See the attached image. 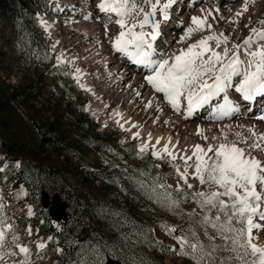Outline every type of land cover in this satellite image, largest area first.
Listing matches in <instances>:
<instances>
[{
  "label": "snow or ice",
  "instance_id": "6c2138e0",
  "mask_svg": "<svg viewBox=\"0 0 264 264\" xmlns=\"http://www.w3.org/2000/svg\"><path fill=\"white\" fill-rule=\"evenodd\" d=\"M175 3L176 0L164 3L161 0H100L96 7L100 13L116 17L114 23L119 31L110 41L112 49L127 57L133 65L146 70L144 82L155 93L162 94L177 114H181L182 100L186 101L182 113L186 119L221 94H224L222 103L214 106L210 115L219 120L238 113L240 109L226 94L229 88L246 102L264 98V19L258 22L259 27H251L249 35L241 42H233L229 47L231 37L213 31L212 24L208 22L209 17L215 21L216 16L201 9L203 15L192 16L190 25L176 42L183 44L197 32L207 31L210 34L179 49L178 53L158 52L156 41L160 35V23L156 20L157 12L167 21L170 19L169 9ZM251 3L255 0H244L243 8L236 16L247 12ZM219 11L217 7L215 12ZM84 18L89 19L88 16ZM231 23L238 24V21L232 20ZM104 30L107 35V23ZM221 46L223 51H219ZM52 47L55 48V45ZM241 54L246 59H241ZM56 59L57 66L65 63L62 56ZM75 73L74 78L79 82L80 69H75ZM63 74L71 75L67 72ZM237 78L239 82L234 83ZM78 86L83 87L79 83ZM147 106L151 107V102ZM254 118L264 121V114ZM132 127L140 126L133 124ZM247 132V136L238 132L236 140H229L228 133L222 131L217 144H208L206 148L195 144L191 155H188V149L177 151L179 142L172 144L171 138L163 148L158 149V138L156 144L151 145L150 155L172 169L169 175L176 177L175 187L168 184L167 176L160 175L158 171L153 175L137 169L124 177L141 196L184 220V224L179 226L160 222V229L178 246H164L153 239L152 244H160L161 252L174 253L177 257L188 259L191 264H264V245L258 243L257 234L264 231V161L253 155L254 152L264 153V133H258L255 127L247 129ZM197 135L207 142L208 137L202 135L199 127ZM139 137V132L133 134V139ZM150 144L151 134L138 146L137 156L143 159L149 155ZM152 167L159 169L160 165ZM3 171L4 168L0 167V172ZM190 176L198 181L202 191H192ZM113 182L119 183L118 180ZM121 189L126 191L122 185ZM189 201L195 203L200 211L194 208L185 212L181 205ZM2 210L3 205L0 204V212ZM28 215H33L31 207ZM9 232H12L10 242ZM27 233L32 234L31 227L27 228ZM6 247L9 250L5 251ZM12 247L18 249V253L11 250ZM46 247L45 243L37 245L41 250ZM57 252L61 253L62 249L57 248ZM18 254L21 258L13 259L12 264H32L31 250L20 243L13 225L0 216V261L6 256L16 257ZM81 264H100V261L94 259ZM130 264H137L134 257L130 258Z\"/></svg>",
  "mask_w": 264,
  "mask_h": 264
},
{
  "label": "rangeland",
  "instance_id": "374dc122",
  "mask_svg": "<svg viewBox=\"0 0 264 264\" xmlns=\"http://www.w3.org/2000/svg\"><path fill=\"white\" fill-rule=\"evenodd\" d=\"M161 2L164 3L166 0H161ZM11 3L12 5H15V1H12ZM35 3L40 8V12L35 15V17H37V29L38 31L40 29L39 32H41V37L48 46V51L42 55L40 61L38 60L40 64V66H38L37 61L34 58L31 60V56L24 54L23 52L26 44L23 42L21 35L18 34L20 24L18 18L15 16V12L11 10L6 19L0 17V86L2 88L3 73L8 74L9 82L15 83L18 76L28 77L31 76V73L37 71V73L43 75L45 93L51 95L55 93L54 85L52 86L54 79L56 78L54 73H58L62 76H64L63 73L65 72L70 73V83L75 86L77 92H79L81 96L86 98L85 110H87L88 117L98 122L99 129L107 127L108 130H110L107 134L109 139L112 140V135L116 132L118 135L116 145L118 146L124 145L128 140H134L137 147L143 144L140 137L138 139H133V136L131 137L129 128H121L120 121L128 114L130 118L132 117L133 122L140 126L135 129V131L146 129L155 135H164L167 132H171L170 134L173 136L178 133L179 141H183V147L181 146L182 143L180 144L181 150L186 147L188 149V155H191L192 146L195 144H201L205 148L208 144H217L222 131L228 133L229 140H236V133L238 132L247 136L249 134L247 129L252 127H255V130L258 133H264V121L261 123V121L259 122V120L254 118L256 115L264 114V100L262 101L263 103L261 104V107L251 113L249 111L250 105L242 104L239 94H237L232 88H229L230 96L231 98H237L240 111L234 113L233 116L221 119L219 122L216 119L211 121V118L208 117H211L210 111L212 110V103L217 104L218 99H221L223 94H221V97L216 101L213 100L211 104L198 110V114L201 112L202 115L198 116L194 114V116L186 119L182 114L184 112L186 101L182 100L183 110L181 109V114H177L168 106V104L162 103L164 99L163 95L155 93L154 90L148 86H145V88L141 90L142 86L139 88L138 86L140 83H138V86H132L129 88L128 80H120V74L113 72L111 69L112 66L118 64L116 58H121L118 54L114 53L110 43V41L117 35L119 29L114 23H110L112 15H108L106 19H101V15H99L100 12L96 7V5L100 3V0H35ZM243 5L244 0H176V3L169 9L170 19L164 21L163 24V18L160 13L157 12L156 20L159 21L161 25L160 35L156 41L157 51L163 50V52L168 54L173 52L178 53L179 49L186 48L188 44L196 42L205 35H209L210 33L207 31L197 32L190 40H187L183 44L176 42L184 33L185 28L190 25V18L192 16L203 15L201 9L211 11L213 15L216 16L215 21L209 17L208 22L212 24L213 31L217 33L223 32L225 35L231 37L228 45L229 47H231L233 42H241L249 35L250 28L259 27L258 22L264 19V0H255V3L249 5L247 12H244L242 16L237 17L236 13L241 11ZM217 7L220 10L219 13L215 12ZM146 10L149 9L146 7ZM85 16H89V19H85ZM71 19L76 22H70ZM232 20H237L238 24L231 23ZM249 20L251 21V24H249ZM41 21L44 23H41ZM96 22H101L102 27H100V32L95 35V32H98V30L93 31V29L98 26ZM106 23L109 26L108 29L111 26H114V29L108 30V37L103 34L105 38H99L103 31L105 33L104 25ZM245 25L249 26L245 27ZM53 45H55V48L52 47ZM212 46L215 47L214 42H212ZM219 51H223V46H221ZM3 52L5 58L4 61ZM58 56H62L65 61V63L60 64L59 66H57L56 59ZM104 57H111L113 59L110 61V58H108L109 61L106 63ZM241 59H246V57L241 54ZM50 63H53L56 68L52 70L54 72L51 74L44 75L45 70L43 69H50ZM77 68L80 69L79 82L74 78L76 75L75 69ZM60 80H63V78ZM238 82V78L234 80V83ZM78 83L83 85V87L78 86ZM140 90L143 92V96L137 97L136 93H139ZM51 97H53V95ZM149 102H151V107L147 106ZM120 108L124 113L119 116L114 115V111ZM157 109H160V111H157ZM232 117L235 119H233L231 124L225 123V121ZM3 121L2 110L0 111V138L7 135V129L4 128ZM117 121H119V123H117ZM165 121H167V123H165ZM198 127L201 130L202 135L208 137L207 142H205L201 136L197 135ZM28 129V126L22 125L20 131L23 130V133L27 135V140L25 141L27 145L26 147L33 148L34 140L31 134L26 133ZM191 129L192 131L193 129L195 130L191 132ZM187 139L190 140L188 141ZM189 143H191L192 146H190ZM240 146L243 147L244 145ZM149 151L151 152V146H149ZM253 155H256L259 159L264 161V153L254 152ZM98 159L99 156L97 153L90 152L87 157L81 156V163L82 165H91V161L97 162ZM74 163L75 169L72 171L73 173H76L78 171V168L76 167L78 161L76 160ZM127 164H121V167L123 168ZM0 167L4 168V171L0 172V204L3 205V210L0 212V216L13 225V231L19 236L20 243L29 247L31 250L32 264L53 263L57 257L55 256L57 253V247H53L50 250L46 248L43 253H36V250L38 249L37 245L44 243L49 236H37L35 220L32 219V217H35V207L31 203L25 201V196L23 197V195H26V190L23 186L18 185L17 187H14L11 184L12 182L8 181L7 176L10 172V165L1 152ZM169 169L171 168L168 166L167 170ZM189 172H191V169H189ZM69 175L62 176L61 179L49 177L42 185L43 191H46L50 196L58 193L65 201V197L63 194L59 193L58 189L63 185H70L73 187L75 182L68 179L67 176ZM122 178L124 177H121V179ZM176 183L177 180H174L173 178L169 180L170 185ZM189 183L193 185V191L203 190L198 184V181L192 179L191 176L189 177ZM96 184L100 185V182L96 181ZM112 188H116V186H113ZM104 190L107 189L102 188L101 192L105 193ZM120 192L123 193L125 191H121L120 189ZM126 192H129L130 195L131 189L127 188ZM89 195H93V193L91 192ZM104 195L107 197L106 194ZM79 196L82 197V195ZM122 199L124 202H127L131 198L129 196H123ZM82 200V198H75L74 202H70V208L67 207L65 215H69V211L74 209L77 203L83 204ZM29 207L32 209V216L28 215ZM147 207L148 204L146 206L141 203V209L143 210L140 209L139 211V214L144 216V218L141 219L143 222L142 229L145 231L143 235H147V227L153 222L144 212ZM46 212L49 214V209L46 210ZM104 215L102 217L99 216V218L92 216L87 218L89 220L86 221V223L92 228L95 236L102 237L103 234L112 233V230L116 229H114L112 223L113 217H107V219ZM39 222L40 221L38 220V223ZM55 223L56 225L58 224L57 221ZM28 227H31L32 229L31 235H28L27 233ZM153 229L155 231L152 232V234L159 242L165 245L177 246L173 239L167 237L160 230H157L156 228ZM257 234L259 235L258 243L264 245V231ZM11 235L12 232H9V242L11 241ZM124 238L125 237H123L125 244L123 245L124 250L122 253L125 255H131L134 244ZM140 244L143 245V242L141 241ZM112 248L113 246L110 243V249ZM7 250L9 249L6 247L5 251ZM11 250L18 253V249H15L14 247H12ZM116 252L120 253L121 251L116 250ZM119 253H117V255ZM20 258L19 254L16 257L6 256L3 261H0V264H12L13 259ZM107 258L108 257L106 256L94 257V259L100 261V264H104ZM182 260V257H177L174 253L166 255L162 259V261L167 264L180 262Z\"/></svg>",
  "mask_w": 264,
  "mask_h": 264
},
{
  "label": "trees",
  "instance_id": "16d2710c",
  "mask_svg": "<svg viewBox=\"0 0 264 264\" xmlns=\"http://www.w3.org/2000/svg\"><path fill=\"white\" fill-rule=\"evenodd\" d=\"M12 1H15V5H12ZM11 10L19 20L18 34L26 44L24 54L30 55L31 60L34 58L40 66L39 61L42 55L47 53L48 46L41 37L40 29H37L35 13L40 11L39 6L35 0H0L1 18L6 19ZM4 59L3 52V61ZM49 66L50 69H43L44 75L54 72L52 70L56 66L53 63ZM54 74L57 79L55 78L52 84L55 93L51 95L45 93L43 75L37 71L31 73L33 77L18 76L15 83L9 82L8 74L3 73V88L0 86V111L3 110V126L7 129V135L0 138V152L10 165L11 171L7 179L14 186H24L25 200L35 206L38 233L51 234L53 240L50 244L58 245L62 249L58 254L57 263L54 264H81L82 261L94 260L95 256L116 258L119 264H130V258L133 257L137 264H167L162 261L163 257L173 253L161 252L160 244L153 245L151 241L158 240L149 229L156 228L163 232L159 227L160 222L166 221L170 225L179 226L184 224V220L141 196L132 183L121 177L134 173L137 169L153 175L158 171L160 175L167 176L169 184L171 178L177 180L174 175H169L172 169L167 170L166 163L153 159L150 151L143 159L138 157L134 140L127 141L124 145H116L117 133L114 132L112 140L109 139L107 134L110 130L107 127L99 129L98 122L88 117L84 109L86 98L70 83L69 75ZM61 78L63 80H60ZM22 125L29 128L26 133L33 137V148L26 147L27 135L23 130L20 131ZM90 152L98 154V161H91V165H82L81 156L87 157ZM76 160L78 171L73 173ZM15 162L19 167H16ZM124 163L127 165L122 168L121 164ZM155 164H159L160 168L154 169L152 165ZM124 169L128 171L125 172ZM66 175H69L68 179L75 184L73 187L63 185L58 189L59 193L63 194L69 208L70 202H74L75 198H82L83 204L77 203L75 208L69 211V215L58 222L57 227L39 201L43 191L42 185L49 177L61 179ZM115 180L119 183L113 182ZM96 181H99L100 185H97ZM121 185L124 189H131L130 195L126 191L120 192ZM113 186L116 188H112ZM172 186L175 187L176 184ZM102 188L107 189L104 190L105 193L101 192ZM91 192L93 195H89ZM123 196H129L131 199L124 202ZM141 203L146 206L148 204L144 212L153 221L147 227V235H143L145 231L142 229L141 219L144 216L139 214ZM181 207L185 212L194 208L197 212L200 211L191 201ZM103 215L106 218L113 217L111 222L116 229L98 237L86 221L89 220L88 217L99 218ZM39 219L43 222L38 223ZM123 237H127L129 242L134 244L131 255L122 253L125 244ZM141 241L143 245L140 244ZM162 245L170 246L163 243ZM170 264H191V261L183 258L180 262Z\"/></svg>",
  "mask_w": 264,
  "mask_h": 264
},
{
  "label": "bare ground",
  "instance_id": "6f19581e",
  "mask_svg": "<svg viewBox=\"0 0 264 264\" xmlns=\"http://www.w3.org/2000/svg\"><path fill=\"white\" fill-rule=\"evenodd\" d=\"M230 3V2H229ZM99 15H101V19L103 20V19H106L107 17H108V15L107 14H104V13H100ZM169 15H170V13H169ZM89 17V16H88ZM116 19V17L114 16V14L112 15V19L110 20V23H114V20ZM164 21L165 20H162V24L164 23ZM70 22H76L75 20H72L71 19V21ZM96 24L98 25V26H96L94 29H93V31H95V30H98V32H95V35L96 34H98L99 32H100V27H102L101 25H102V23L100 22V23H98V22H96ZM115 24V23H114ZM167 24V23H166ZM111 25V24H110ZM109 27V26H108ZM109 29H114V26H111ZM108 29V30H109ZM160 29H161V25H160ZM93 33V32H92ZM105 35V33H104V31L101 33V36L99 37V38H101V37H104V35ZM118 34V33H117ZM94 35V36H95ZM108 35H109V33H107V35H105L106 37H108ZM105 38V37H104ZM112 48V47H111ZM113 51H114V53L115 54H118V56H120L121 58H116V60L118 61V64H116L115 66H112L111 67V69H112V71L113 72H116V73H118V74H120V80H128L127 82H128V87L130 88V87H132V86H138V83H140V85L138 86L139 88L142 86V89L141 90H143L144 88H145V86H148L145 82H144V80H143V74H144V71H146V70H142L141 69V67L140 66H137V65H133L129 60H128V58L127 57H125L123 54H120V53H117V52H115V50L114 49H112ZM158 52H163V50L161 51V50H158ZM111 56V55H110ZM108 58H110V61L113 59V58H111V57H108ZM107 57H104V59H105V62L107 63L108 61H109V59H108ZM122 59V60H121ZM114 61V60H113ZM121 62H123V63H121ZM143 83V84H142ZM149 88H151L150 86H148ZM138 88V89H139ZM152 89V88H151ZM140 90V92H139V94L140 95H137V97H141V96H143V92ZM227 95H228V97H229V99L233 102V104L235 105V106H237L238 108H239V104L237 103V98H231V96H230V91H229V89L227 90V93H226ZM162 95V94H161ZM224 95V94H223ZM239 97H240V95H239ZM219 98V97H218ZM218 98H216V99H214L215 101L218 99ZM264 100V98H260V97H258L255 101H251V102H246V101H243L242 100V98L240 97V101H241V103L242 104H246V105H250V108H251V113H253V112H255L256 111V109L257 108H260L261 107V104L263 103L262 101ZM222 101H223V96H222V98L221 99H218V103L217 104H219V103H222ZM134 102V101H133ZM162 103H164V104H168L164 99H163V101H162ZM217 104H215V103H212V106H211V109H213V107L214 106H216ZM168 106L170 107V105L168 104ZM171 108V107H170ZM136 110V109H135ZM183 110V109H182ZM200 110V109H199ZM212 112V110L210 111V113ZM117 113H119L120 115H122L124 112H123V110L120 108V109H117V110H115L114 111V115H117ZM195 115H202L201 114V112H199V114H198V111H196L195 113H194ZM194 114H193V116H194ZM129 115V114H128ZM128 115H125L124 117H123V119L120 121V124L121 125H123V127H127V128H129L130 129V135H131V137L133 136V134L134 133H136V132H139L140 133V139H142V143H144L145 141H147V139H148V137H149V134H151V144H150V146L151 145H154V144H156V140L158 139V138H160V144L159 145H157V148L158 149H160V148H163V146H164V144L169 140V138H171V141H172V144H177V142H179L178 143V145H177V151H181V147H180V144L183 142H180L179 141V134L177 133L176 135H171L169 132H167V133H165L164 135L162 134V135H155V134H153V133H150V131H148V130H146V129H141V130H138V131H135V129H137V128H134V127H132V125L133 124H135L134 122H133V119H132V117L130 118ZM252 115V114H251ZM118 116V115H117ZM208 116V115H207ZM233 116V115H232ZM248 116V115H247ZM116 117V116H115ZM236 117V116H235ZM117 118V117H116ZM208 118H211V121L212 120H214V119H216V118H214L213 116H209ZM233 119H235L234 117H232V118H230L229 120H227V121H225V123H227V124H231L232 123V121H233ZM119 120V119H118ZM218 122L219 121H221V119H216ZM260 122V121H259ZM261 123H262V121H261ZM204 124V123H203ZM239 124V123H238ZM137 125V124H136ZM261 125V124H260ZM172 127V126H171ZM200 127H201V125H200ZM203 127V126H202ZM182 129V128H181ZM181 129H179V130H181ZM189 129V128H188ZM198 129V128H197ZM205 129V128H204ZM195 129H193V131H194ZM192 131V129H191V132H193ZM178 132V131H177ZM183 132H184V130H183ZM158 133H159V131H158ZM164 133V132H163ZM160 134V133H159ZM188 137H190V136H188ZM185 138V137H184ZM183 140V139H182ZM188 140V139H187ZM190 140V139H189ZM188 140V141H189ZM185 144H186V142H185ZM190 144V146H192L191 145V143H189ZM183 145V143L181 144V146ZM188 146V145H187ZM189 146V147H190ZM183 147V146H182ZM188 147V148H189ZM185 149H187L186 147H185ZM26 190V189H25ZM42 192H44V191H42ZM19 199V198H18ZM28 202V201H27ZM30 203V202H29ZM32 204V203H31ZM33 205V204H32ZM34 206V205H33ZM35 207V206H34ZM34 254V253H33ZM58 257V256H57ZM57 257H56V259H55V261L52 263V264H54V263H57Z\"/></svg>",
  "mask_w": 264,
  "mask_h": 264
},
{
  "label": "water",
  "instance_id": "95a60500",
  "mask_svg": "<svg viewBox=\"0 0 264 264\" xmlns=\"http://www.w3.org/2000/svg\"><path fill=\"white\" fill-rule=\"evenodd\" d=\"M41 205L43 208H49V213L52 219L59 221L65 217V212L67 209V203L61 198L59 194H54L50 196L48 193H42V202ZM104 264H119L118 261L110 258Z\"/></svg>",
  "mask_w": 264,
  "mask_h": 264
}]
</instances>
